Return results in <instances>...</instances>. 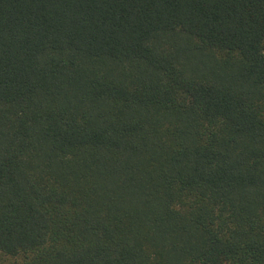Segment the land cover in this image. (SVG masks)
Returning <instances> with one entry per match:
<instances>
[{"label": "trees", "instance_id": "16d2710c", "mask_svg": "<svg viewBox=\"0 0 264 264\" xmlns=\"http://www.w3.org/2000/svg\"><path fill=\"white\" fill-rule=\"evenodd\" d=\"M0 264H264V0H0Z\"/></svg>", "mask_w": 264, "mask_h": 264}]
</instances>
